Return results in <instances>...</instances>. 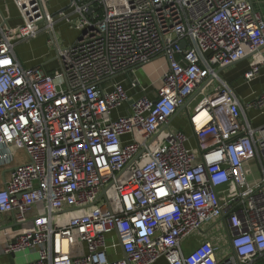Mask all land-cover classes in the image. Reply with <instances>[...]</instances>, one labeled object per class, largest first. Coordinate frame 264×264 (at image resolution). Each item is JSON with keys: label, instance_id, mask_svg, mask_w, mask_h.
<instances>
[{"label": "built area", "instance_id": "built-area-1", "mask_svg": "<svg viewBox=\"0 0 264 264\" xmlns=\"http://www.w3.org/2000/svg\"><path fill=\"white\" fill-rule=\"evenodd\" d=\"M12 1L18 23L0 21V166L15 151L28 161L0 189V214L19 227L3 254L24 264H264V126L251 127L219 73L251 58L243 78L260 76L264 19L250 0H67L52 13L46 0ZM59 25L78 34L73 43H57ZM42 34L55 70L16 59ZM160 57L167 69L148 91L136 70ZM187 102L185 133L170 122ZM263 107L264 91L247 105ZM217 221L229 251L210 240L183 250Z\"/></svg>", "mask_w": 264, "mask_h": 264}, {"label": "crops", "instance_id": "crops-1", "mask_svg": "<svg viewBox=\"0 0 264 264\" xmlns=\"http://www.w3.org/2000/svg\"><path fill=\"white\" fill-rule=\"evenodd\" d=\"M58 2L46 0V4L48 6V10L50 13L61 9L66 5L67 0H57ZM255 11L261 15L264 19V0H250ZM51 4H56L53 6ZM18 11L15 7V4L12 0H5L0 2V21L7 20L11 25H15L18 23ZM66 27V26H65ZM67 28V27H66ZM71 31V30H70ZM73 32V31H72ZM34 40V39H33ZM74 41H70L67 44H63L64 46L73 43ZM33 42L30 41L27 44L21 45L20 47L15 48V56L16 59L23 67H32V66H43L45 70L51 71L57 68L56 56H54V61L56 62V67L52 69V67L43 60V55L37 57L34 56V49L32 47ZM262 55L264 56V49L261 50ZM251 58H247L245 60H241L229 67L222 69L219 71L220 76L227 82L231 88L233 89L236 97L239 100L241 110L243 111L244 117L248 120L249 124L254 129H259L264 126V107L263 108H251L248 109L247 105L254 101L256 97H258L264 91V66L261 68L260 76L250 82H247L243 78V74L248 69V63ZM167 69L165 59L163 57L155 59L150 64L136 70V75L138 81L141 86H143L146 90H153L158 83L163 72ZM119 81H122L125 90L130 95L132 91L130 90L129 82L120 77ZM185 112V110H184ZM123 107L119 111L116 112V115H122ZM179 114L171 120L170 125L171 128L176 130H182L186 133L188 132V126L186 122V115L184 119V127H178L175 120L178 118ZM13 163L5 166H0V189L3 187L4 181H6L9 177V172L15 165H19L22 163H26L28 161L27 156L20 151H15ZM19 155L22 156L19 157ZM244 169L246 172L247 180L253 183L255 180L259 178V166L257 160H251L244 165ZM216 224L206 225L202 228L200 233H198L195 238L197 239V243H200L203 240H210L217 242L219 241L222 244V247L229 251V246L226 241L227 234L224 229V233L219 236L213 232V228ZM19 231L18 225L14 222L12 215L9 214H0V264H19L16 261V256L18 259H21L22 253L14 254V256H5L3 254V247L5 241L8 239H12L17 236ZM21 255V256H20ZM34 257L35 255H31L30 257Z\"/></svg>", "mask_w": 264, "mask_h": 264}, {"label": "rangeland", "instance_id": "rangeland-1", "mask_svg": "<svg viewBox=\"0 0 264 264\" xmlns=\"http://www.w3.org/2000/svg\"><path fill=\"white\" fill-rule=\"evenodd\" d=\"M51 1H54V0H51ZM55 1L58 2L57 0H55ZM51 5L56 6V4H51ZM55 31H56V35H55L56 41L61 46H64L63 44H67L70 41H74L76 39V37L78 36L77 33L70 31L64 25H59L58 27H56ZM48 40H50V35L49 34H42L39 37L35 38L34 40L31 39V40H28V41L21 43L18 47L32 41L33 42L32 47H33L34 53H35L34 56L39 57V56L43 55V60H45V62H47V64H49L52 67V69H54L56 67V62L53 59L54 58L53 55L55 54V51H54L53 43L51 41L49 43H47ZM134 78H135V76H134ZM205 94H207V91L201 93L196 99H194L189 104L190 108L194 107V105L198 101V99L202 98V96H204ZM184 119H185V112L182 111L179 113L178 118L175 120L177 126L181 127L182 129L184 127ZM184 129H185V127H184ZM19 157L22 158L21 155H19ZM213 224H216L215 227L213 228V232L215 234L221 236L224 233L223 223L221 221H217ZM196 241H197V239L195 238V236L191 237L189 245H187V246L183 245V250H186V249L191 250L192 248H194L197 245ZM16 258H17L16 261L19 264L25 263V258L23 257V255L21 256V259H18V256H16ZM28 259H29V261H31L34 259V257L32 256V257H29Z\"/></svg>", "mask_w": 264, "mask_h": 264}, {"label": "water", "instance_id": "water-1", "mask_svg": "<svg viewBox=\"0 0 264 264\" xmlns=\"http://www.w3.org/2000/svg\"><path fill=\"white\" fill-rule=\"evenodd\" d=\"M184 46H185V42L182 41L181 44H180V47L182 48ZM188 102L183 107H181V109L178 111V113H180V112H182V111H184L186 109V105L188 104Z\"/></svg>", "mask_w": 264, "mask_h": 264}, {"label": "trees", "instance_id": "trees-1", "mask_svg": "<svg viewBox=\"0 0 264 264\" xmlns=\"http://www.w3.org/2000/svg\"><path fill=\"white\" fill-rule=\"evenodd\" d=\"M257 264H262V261L258 260V261H257Z\"/></svg>", "mask_w": 264, "mask_h": 264}]
</instances>
